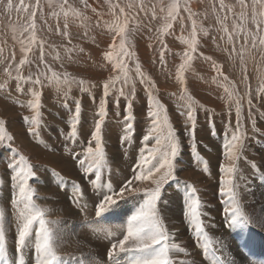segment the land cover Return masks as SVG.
Segmentation results:
<instances>
[{"label":"snow or ice","instance_id":"snow-or-ice-1","mask_svg":"<svg viewBox=\"0 0 264 264\" xmlns=\"http://www.w3.org/2000/svg\"><path fill=\"white\" fill-rule=\"evenodd\" d=\"M191 2L192 0H170L164 3L163 0H158V3H146V0H132L121 6L119 3H112L111 0H105L113 20L107 24L112 34V43L109 45V50L103 53V59L111 65L115 74L109 75L101 82L90 84L89 81L83 78L77 79L66 71L63 73L53 71L45 60L46 55L50 54L46 52L47 39L40 37L38 33L46 30L50 34L61 36L66 42L61 46H48L55 53L53 60L62 59L61 47L71 59L72 53L80 54L84 49L72 44L70 24L79 22L84 26L86 37L90 28H100L107 23L103 20V13L98 12L89 0H79L80 7L69 3V0H27V2L18 0L16 4L14 0H0V5H3L6 12L15 10L17 13H22L24 20L20 25L19 36H13L22 54L18 63L14 50L9 49L6 52L0 47V67L5 77L0 82V90L10 92L7 85L9 81L14 80L16 93L28 97L27 100L16 99L15 102L31 113L23 116L22 119L27 126L28 135L37 142L41 140L42 129L48 127L44 124L41 111L44 107L43 89L52 88L57 98L63 96L64 99L58 103V106L68 113V118L64 121L68 125V131L57 129V133L64 141L65 151L75 161L84 183L68 180L55 168L44 170L49 173L52 183L66 192L70 204L82 213H87L91 206L95 213L94 219L85 220L84 226L89 227L98 240L108 244L106 255L102 259L83 255L79 257L58 255V248L66 243L69 226H63V222L47 219L49 209L36 203L41 197L37 195V189L30 181L39 183L40 177L37 172L40 169L12 146L15 138L8 131L5 119L0 118V151L8 152L5 159L7 169L11 172L10 204L15 219L14 235L10 244L6 211L0 208V264H30V262L34 264H196L191 250L178 242V231L170 229L166 223L171 221L167 211L173 193L181 200L183 222L187 225L206 264H254L256 253L249 256L243 251L244 248H250L252 245V234L247 230L250 225H256H253L252 219L243 208L239 192L242 185L238 181L245 180L243 187L246 192L250 191V188L248 178L237 175L239 171L237 162L244 158L246 140L254 138L257 134L264 136V131L257 126L258 120L264 121V112L253 104L250 92L240 94L236 81H230L229 77L224 75V65L217 63L211 55H205L200 48L204 47L201 40L209 38L221 53L226 54V62L231 63L233 68L239 69V82L245 83L249 76L245 53L258 47L264 53V0H234L232 4L226 3L225 0H208L215 24L219 26L216 29L218 36L211 33V25L205 27L203 21L198 23V17L203 15V19L207 20L208 14L194 11ZM45 7L50 10L47 14L44 11ZM157 8L159 13L163 14L159 17L163 23L157 30V39L161 46L159 61L162 65L165 63V52L168 47L164 37L172 35L174 23H179L182 29L185 27L182 11L187 14V21H190L189 35L182 41L186 46L181 56L182 62L176 72V79L181 85L180 99L184 101L179 113L185 117L184 136L187 139L191 158L194 162L203 165L205 172L208 171V162L197 150L198 112H204L213 137L217 135L216 125L213 122L216 113L214 109H209L197 101L187 89L185 73L191 68L193 60L202 59L210 64L212 70L217 73L213 82L223 92L220 99L226 105L227 121L221 132L224 141L222 148L223 155L229 162L221 163L219 166L221 173L219 196L223 205V223L229 229L230 237L232 232L238 229H244L247 233V239L244 235L239 237L240 243L234 250L229 246L232 259H225L217 254L219 248L213 246L206 231L212 226L206 223L207 213L204 209L207 205L197 194L198 190L178 176V172L186 167L183 157L184 141L177 134L169 119L166 106L159 99L155 81L142 71L135 52L131 50L134 45L131 44L130 36L136 33L139 25L130 28V21L135 19L130 13L133 9L143 12L145 16L150 15L149 22H151L158 18ZM89 9L96 16L94 24L91 23L92 18L86 15ZM49 19L54 20V27L49 24ZM147 30L151 31L150 28ZM15 31L16 28H13V32ZM220 41H224L223 47ZM93 42H95L94 37ZM30 54L33 55L30 57ZM129 60L135 61V79L129 75ZM34 62L38 69L43 65L47 71L24 76L25 66H30ZM137 80L144 86L146 93L147 126L135 162L130 167L131 174L114 181L104 143L109 97H112L116 105L117 117L121 115L118 111L120 99L123 98L125 101L120 144L122 147H130L134 143L136 130L133 103ZM25 85L29 87L25 89ZM73 85H78L82 93H88L96 105L90 137L86 146L80 144L81 152H76L69 146L79 140L82 113L80 100L70 96ZM97 87L101 88L102 93L98 103L91 92L92 88ZM258 91L262 93L258 97V103L264 106V84ZM69 99L72 100L74 107L69 105ZM245 120L250 123L253 137L247 134ZM44 146L47 147V144ZM127 155L128 153L125 152V156ZM246 163L254 170V175L264 177L260 165L247 160ZM2 184L3 180L0 179V185ZM86 186L89 191H86ZM169 188L172 192L168 191ZM129 206L130 214L125 212ZM114 220L123 222L111 223ZM258 224L264 226V215L260 216ZM217 245L228 246L230 241L220 237Z\"/></svg>","mask_w":264,"mask_h":264},{"label":"rangeland","instance_id":"rangeland-1","mask_svg":"<svg viewBox=\"0 0 264 264\" xmlns=\"http://www.w3.org/2000/svg\"><path fill=\"white\" fill-rule=\"evenodd\" d=\"M111 2L114 4L119 3L121 4V6H124L125 4L132 2V0H111ZM163 2L168 3L170 2V0H163ZM225 2L228 4H232L234 3V0H225ZM16 3H18V0H14V4ZM69 3H72L76 7H80L79 0H69ZM89 3L93 7H96L98 12L103 13V20L107 23L100 28H90L86 37L84 36V33L86 31V28L84 26H81L79 22L70 24L69 31L73 37L72 44L82 47L84 49L83 53H72L71 59H69L65 54L63 48L61 47L60 55L62 59L60 61H55L53 60V56L55 55V53L52 52L51 48H49L48 46H61L66 42L61 36L54 33L50 34L46 30L39 32L38 35L42 38L47 39L46 52L50 54L46 55L45 60L46 63L50 65L53 71L57 73H63L66 71L77 79L83 78L86 81H89L91 84L101 82L107 79L109 75H114L115 73L112 72L111 65H108L103 59V53L109 50V45L112 43V34L109 32L107 24H110L112 22L113 17L108 11L105 0H89ZM146 3H158V0H146ZM191 7L194 11L200 12L201 14L207 12L208 19L204 20L203 15H201L200 17H198V23L203 21L205 27H209V25H211V33L218 36L219 33L216 31V29L219 26L215 24L208 0H203V3H201V0H192ZM44 11L45 14H47L50 10L45 7ZM126 11L128 10L126 9ZM157 14L158 18L149 22L150 15L145 16L143 12H137L135 9L132 10L130 16L135 17V19L130 21V28L137 25H139V27L136 33L130 36L131 44L134 45L131 50L135 52V57L138 58L142 71L153 81H155L156 88L158 89L159 99L161 103L166 106L168 110V116L173 127L177 130V134L180 135L181 139L184 141L183 157H185L184 162L186 167L184 168L186 169V172H183L184 175H181L183 176V178L179 176V173L178 176L181 180L187 181L188 183L192 184L198 190V195L201 197L203 203L207 205V207L204 209V211L207 213L206 223H208L211 219H213V222L216 223L217 218L221 217H218L214 214V209L212 210L213 213L211 215L210 209L211 207H215L220 204L221 209L223 210V205L219 196V186L221 181L219 166L221 163H229L223 155L224 149L222 148V144L224 141L221 132L224 123L227 121V115L225 111L226 105L225 102L220 99V96L223 94V92L222 89L213 82V78L217 77V73L212 70L210 64L202 59L193 60L191 68L185 73L187 89L197 101H199L201 104H204L209 109H214L216 113V115L213 117V122L216 125L217 135L213 137L211 135L210 127L205 120L204 112H198V125L196 130V138L198 142L197 150L199 151L200 155L208 162V171L205 172L203 170V165L200 164L199 166V164L194 162L191 158L187 147V139L184 136L185 117L180 115L179 113V108L184 104V101L180 99L181 85L176 79V72L178 65L182 62L181 56L186 47L182 41L183 38H186L189 35L191 27L190 21H187V14L182 11L181 15L185 17V27L182 29L179 23H174L172 35H166L164 37V42L168 47L165 52V63L162 65L159 61V51L161 46L157 39V30L163 23V20L159 18L163 14L159 13V8H157ZM86 15L92 18L91 23L94 24L96 19L95 14L92 13L89 9L86 11ZM22 17V13H17L15 10L6 12L3 5H0V47H3L6 52L9 49L14 50L17 63L22 54L19 51V44L16 40L13 39V36H19L20 25L24 22ZM121 19H123V17H121ZM230 23L231 22H229V24ZM49 24H52L54 27V20L49 19ZM13 28H16L15 32H13ZM148 28H150L151 31H148ZM93 37L95 38V42H93ZM118 42L119 40L117 38V44ZM201 43L204 45V47L200 48V51H203L205 55H211L213 59L217 61V63L224 65V75H227L230 81H236L237 88L240 91V94L244 95L245 92H250L251 96L253 97V104L257 108H259L260 111L264 112V106H261L260 103H258V97L262 95V93H260L258 89H260L261 85L264 84V53H262L261 49L259 47L256 49H250L245 53L249 76L248 80L245 83H240V71L238 68H233L231 63L226 62V54L221 53L219 49H217L215 45L212 44L209 38L202 39ZM220 44L223 47L224 41H220ZM237 47H239V45H237ZM32 55L33 54H30V57ZM253 57L255 59H253ZM128 68L130 77L135 79L134 60L128 61ZM38 71L46 72L47 70L43 65H40L38 69L36 63L34 62L30 66H25L23 75L28 76L29 74H35ZM48 74L50 75V73ZM4 79L5 77L3 75V69L2 67H0V82H2ZM15 83L16 82L14 80L8 82L7 87L8 89H10V92L0 90V118L5 119L8 131L15 138V142L12 146L17 148L21 154L28 157L30 163L40 169L37 172L40 180L45 176L47 182H43V185L46 186L45 191L47 192L44 194L39 192L37 183H33L31 181L30 183H32V186L37 189V195L46 201V203L43 205L42 200L37 199L36 203L41 207L49 208L51 206L53 196L52 192L49 189V186H53L54 184H52V180H48V176L50 178V175L47 171L44 170L45 168H55L57 172H59L62 176H65L70 181L80 180L81 183L84 182L83 179H81L82 177L79 170H77L78 168L75 161L63 147L64 141L57 133V129H61L63 130V132L68 131V125L64 122L68 118V113L58 106V103L62 102L64 98L63 96L57 98L55 90L52 88L45 87L43 89L42 104L44 105V107L41 109V111L43 113L44 124H46L48 127L46 129H42L41 140L40 142H37L33 139V137L28 135L27 126L24 124L22 119L23 116L30 115L31 113L26 108L20 107L15 102L16 99L23 101L27 100L28 97L23 94L22 97L21 94L20 96L18 94H15ZM28 87L29 85H25V89H27ZM126 91H128V89H126ZM91 92L96 97V102L98 103L99 98L102 94L101 88H92ZM70 96L80 100L82 105V113L81 125L79 127V140L75 144H70L69 146L73 147L76 152H81L82 149L80 147V144L83 143L86 146L87 140L90 137V132L93 127V116L96 110V105L93 103L88 93H82L80 91L78 85L72 86ZM68 103L71 107H74L71 99H69ZM124 104L125 101L123 98H121L120 108L118 109L121 115L117 117L115 115V111L117 110L116 105L112 101V97H109L108 116L105 121V150L111 163L114 181H119L123 177L131 174L130 167L135 162L139 148L141 147V139L144 134V129L147 126L146 93L144 91V86L141 85L138 80L136 83V96L133 103V114L136 117L134 127L136 130L134 134V143L130 147H122L120 144V135L122 134L123 128V124L121 122L123 120ZM245 125L248 128V136L253 137L250 123L247 120H245ZM257 126L261 129V131H264V121L258 120ZM20 138L25 140L27 139L29 143L27 148H24V145H21L19 143ZM45 144H47V147L44 146ZM246 145L247 147L243 152L244 158L240 159L237 162L239 169L237 175L248 178V181L250 183L249 188L252 189V192L254 194V186L252 185V183H255V185H260V180H264V177H260L258 175L255 176L254 170L249 166L248 163H246V160L253 161L259 165L260 160L255 156V154L258 153L255 152V149H258L259 152L260 148L262 150L264 146V136L257 134L254 138L246 140ZM125 152L128 153L127 156H125ZM206 153H209L210 155H206ZM4 155L5 158L8 156L7 150L0 151V179L3 180V184L0 185V201L3 203L7 211V225L10 226V230H13V227L11 226V224H9L10 222L12 223L13 218L12 209L10 210L8 205V202L11 201V196H9L8 198L7 193L4 195V191L2 190V186L4 185V188H8V191L10 190L11 193V184L9 179L11 177V172L7 169L6 159L5 161H2ZM45 173H47L48 176ZM205 179H207L208 181ZM238 182L242 185L239 189V192L243 208L245 210V207L250 208L254 203L256 204V202L254 201L253 197L245 200L244 193L246 191L243 187V185L245 184V180L241 179ZM47 183L49 184L47 185ZM87 189L86 191L89 190ZM168 191H172V189L169 188ZM57 196L60 197L57 198V200H59L61 203V206L59 207L64 206V197H61V195L59 194ZM89 205H91L90 200ZM71 207L66 208H68L67 210L69 213L71 212L70 214L75 221H69L70 232L66 237H68L72 241L73 249L72 246H65L67 252L66 255H63L62 257L68 255L79 257L83 255L85 257H96L97 259L104 258L106 255V246L108 247V244L106 242L98 240L96 237H94V239L90 237L87 238L79 234V228L81 227L80 229L82 232L84 221L94 219L92 218V213H88L89 211H87V213L82 214L81 212V216L79 217V219H76L72 214L76 208L73 207L74 209L72 210ZM125 212L129 214L128 207L125 209ZM262 213H264V204L261 205L260 209V214L264 215ZM83 217L85 220L83 219ZM59 218L60 219H58V221L62 222L63 217L61 216ZM47 219L49 218L47 217ZM117 222L122 223L123 221L114 220L111 223L117 224ZM252 228L258 233H261L260 230H256L252 225H250L249 229ZM236 233L240 236L243 235L235 231L232 232L231 236ZM8 234L10 235L11 240L12 234L10 232ZM261 234L264 235V226H262ZM230 238L233 242V238ZM223 239L225 240L224 236ZM212 244L213 246L220 247L219 255L227 256L229 254L228 246L217 245V240H212ZM77 248L81 249L79 250L81 254L78 253ZM197 253L200 254V251H197ZM195 260L199 261V256H195ZM30 264H34V262H30Z\"/></svg>","mask_w":264,"mask_h":264},{"label":"bare ground","instance_id":"bare-ground-1","mask_svg":"<svg viewBox=\"0 0 264 264\" xmlns=\"http://www.w3.org/2000/svg\"><path fill=\"white\" fill-rule=\"evenodd\" d=\"M17 95V93H15ZM20 96V95H19ZM21 97H22V94H21ZM12 107V106H11ZM108 124V123H107ZM112 138V137H111ZM110 138V140H111ZM19 143L21 145H24V148H27V146L29 145L27 139H22L20 138L19 139ZM32 143V142H30ZM262 144V143H261ZM34 145V144H33ZM56 145V144H55ZM260 146V145H259ZM262 146V145H261ZM256 148V147H255ZM259 148V147H258ZM112 149V148H111ZM37 150V149H36ZM38 152V151H37ZM209 152V151H208ZM255 152H258L257 154H255L256 157L259 158L260 160V167H261V170L264 171V146L261 150L260 148V152L258 149H255ZM188 153V152H187ZM36 154V153H35ZM39 154V153H38ZM206 155H210L209 153H206ZM7 156V155H6ZM38 156H41V155H38ZM184 156V155H183ZM50 157V156H49ZM48 157V158H49ZM47 158V157H46ZM185 158V157H184ZM219 158V157H218ZM4 159V160H3ZM130 159V158H129ZM187 159V158H186ZM2 161H5V155L3 156L2 158ZM118 161V160H117ZM187 162V161H186ZM7 163V162H6ZM124 164V163H123ZM66 165V164H65ZM113 166V165H112ZM200 166V164H199ZM74 168V167H73ZM66 170V169H65ZM78 170V169H77ZM191 170V169H190ZM189 170V171H190ZM72 171V170H71ZM74 172V171H73ZM183 172H186V169L184 168L183 171H180L178 172L179 173V176L181 178H183V176L181 175H184ZM194 172V170H193ZM216 172V171H215ZM68 173V172H67ZM79 173V172H78ZM214 173V172H213ZM47 175V173H45ZM215 174V173H214ZM71 175V173H70ZM123 175V174H122ZM11 176V175H10ZM48 176V175H47ZM203 176V175H202ZM256 176V175H255ZM9 177V176H8ZM75 177V176H74ZM123 177V176H122ZM254 177V176H253ZM255 178V177H254ZM10 179V178H9ZM82 179V178H81ZM210 179V178H208ZM48 180L50 181L51 179L49 178L48 176ZM116 180V179H115ZM207 180V179H205ZM258 180V179H257ZM117 181V180H116ZM208 181V180H207ZM210 181V180H209ZM43 182H47L46 181V178L44 176V178H41V180L39 181L38 184V189H39V192L44 194L46 193L47 191L46 190V186L43 185ZM80 182V180H79ZM249 182V181H248ZM254 182V181H253ZM84 183V182H83ZM10 184H11V179H10ZM49 183H47L48 185ZM53 184V183H52ZM250 185V183H249ZM252 185L254 186L253 187V191H254V194L252 192V189H250V191H247L244 193L245 195V200L247 199H250L251 197H253L254 201L256 202V204L254 203L250 208L249 207H245V212L246 214H248L250 216V218L252 219L253 221V225H256V226H253L256 230H260V232L262 233V226H259L258 224V221L260 219V209H261V205L264 204V180H260V185L259 184H256L255 183H252ZM251 185V187H252ZM3 187V191H4V195L7 193V196L9 198V196H11V193H10V190L8 191V188H4V185L2 186ZM49 189L50 191L52 192L53 196H52V201H51V206L48 208L49 209V213L47 215V217L49 218V220L51 221H58V219H60L59 217H63L62 218V222H63V226H69L68 227V233L70 232V222L71 221H75L72 216H71V212L69 213L68 212V208L66 207H71L72 210L76 207H74L72 204L69 203L68 201V198H67V194L66 192L64 191H60L61 189L57 188L55 185L53 186H49ZM87 189V187H86ZM88 190V189H87ZM8 191V192H7ZM89 191V190H88ZM169 192H172V191H169ZM57 193V194H56ZM61 195V197H64V206L62 207H59L61 206V203L59 200H57V198L59 196L57 195ZM199 194V193H197ZM243 196V195H242ZM45 197V196H44ZM60 198V197H59ZM214 199V198H213ZM2 200V199H1ZM42 200V204L44 205L46 203V201L41 198ZM50 200V199H49ZM90 200V199H89ZM215 200V199H214ZM3 201V200H2ZM48 201V200H47ZM91 201V200H90ZM4 202V201H3ZM8 202V200H7ZM63 203V202H62ZM245 203V202H244ZM247 204V203H246ZM8 205H9V208L11 210V204L10 202H8ZM217 205V204H216ZM6 206V205H5ZM66 206V207H65ZM212 206V205H211ZM74 207V208H73ZM0 208H3L5 209L3 203L0 201ZM223 208V207H222ZM214 209V210H213ZM9 210V209H8ZM71 210V209H70ZM71 210V211H72ZM78 208L75 209V211H73V215L75 216V218L79 219V217L81 216V211L79 210ZM212 210L214 212L215 215H217L218 217H221V218H217V222H213V219L209 220L208 224L212 225L211 227H208L206 229V231L208 232L209 234V239L212 241V240H218L220 237H225V241H230V245H228V249H229V246H231L233 248V250L235 249V247H237L240 243L239 241V237L240 235H238L237 233L232 235L231 237L233 238V242L229 236V229H227L225 226H224V223H223V220H224V212L223 210L221 209V205L218 204L217 206L215 207H211L210 209V214L212 215ZM6 211V209H5ZM88 213H92V218H94L95 216V213H94V210L91 208V206L89 207L88 209ZM128 211H129V214H130V211H131V208L130 206L128 207ZM11 213V212H10ZM182 213H183V206H182V203H181V200L180 198L175 194L173 193L170 197V204H169V209L167 211V215L171 218V221L168 222L166 221V223H168V226L170 229H173V230H177L178 231V237H177V240L178 242H180L182 245H186V247L191 250V252L193 253L194 257L195 256H199V261H196V264H206V262L201 258L202 256V253L200 250H198L196 244L194 243L193 241V238L191 236V234L189 233L188 231V228H187V225L183 222V216H182ZM83 214V213H82ZM264 214V213H262ZM6 215H7V211H6ZM12 216V215H11ZM85 216V215H84ZM89 216V215H88ZM87 216V217H88ZM86 217V218H87ZM82 218V217H81ZM80 218V219H81ZM90 218V217H89ZM84 219V217H83ZM85 220V219H84ZM11 221V220H10ZM70 221V222H69ZM13 223V224H12ZM12 223L10 222L9 224H11V226L13 227V230L11 231L9 228L10 226L7 225L8 229H9V232L12 234V236L14 235V227H15V219H14V216L12 218ZM119 223V222H117ZM80 227V226H79ZM81 228V227H80ZM79 228V234H81L83 237H90V238H93L94 239V235L93 233L90 231V228L87 227V226H84L82 227V232H81V229ZM237 232L239 234H243L245 236V239H247V233L245 232L244 229H238ZM247 232H250L252 234L251 236V240H252V245L250 246V248H244L243 251L245 253V255H249L251 256L252 253H256L255 257H254V264H264V235H262L261 233H258L257 231H255L253 228L252 229H249L247 230ZM76 233V232H75ZM78 234V236H79ZM89 238V239H90ZM79 239V238H78ZM83 239V238H82ZM33 240H34V237H33ZM81 240V239H80ZM9 241H10V244H11V240H10V235H9ZM83 241V240H82ZM88 241V240H87ZM75 243V242H74ZM89 244V243H88ZM94 244V243H93ZM73 243L72 241L66 237V243H64L62 246H60L58 248V255L60 256H63V255H66V248L65 246L67 247H70L72 246ZM92 245V244H91ZM79 247V246H78ZM86 247V246H85ZM97 248V247H96ZM107 248V246H106ZM219 248V251H218V255H219V252H220V247L218 246ZM72 249H73V246H72ZM95 249V248H94ZM224 249V248H223ZM222 249V250H223ZM78 250V253L81 254V252L79 250H81L80 248H77ZM84 250V249H83ZM97 250V249H96ZM90 251V250H89ZM92 251H93V247H92ZM91 251V252H92ZM105 251V250H104ZM197 251H200V254L197 253ZM71 252V251H70ZM87 252V250H86ZM74 253V252H73ZM85 255V254H84ZM222 256V258H225V259H232V253L229 251V254L227 256H223V255H220ZM78 257V256H77ZM187 258V257H185Z\"/></svg>","mask_w":264,"mask_h":264}]
</instances>
